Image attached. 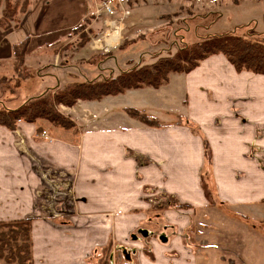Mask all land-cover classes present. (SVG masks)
<instances>
[{
  "label": "crops",
  "instance_id": "crops-1",
  "mask_svg": "<svg viewBox=\"0 0 264 264\" xmlns=\"http://www.w3.org/2000/svg\"><path fill=\"white\" fill-rule=\"evenodd\" d=\"M28 2L25 17L32 6ZM57 3L65 11L64 24L66 12L75 5L54 0ZM27 38L29 51L33 40ZM60 55L61 51L55 53ZM57 67L53 65L52 70L56 72ZM177 75L178 127L167 128L155 117L161 127H149L127 114L111 121L96 120L94 129L78 133L52 126L44 135L46 131L36 132L39 123L20 122L19 136L17 130L0 126V221L32 220L33 264H85L83 259L94 253L93 245L108 244L111 236L127 235L139 220L154 217L170 218V225L178 230V238L167 237L166 243L157 245L158 264H234L232 256L241 262L246 257L252 260V251L234 253L219 244L216 226L224 225L225 236L237 232L246 240L256 237L257 225H264V76L237 72L222 55ZM127 109L134 108H121ZM76 116L71 120L79 124ZM137 160L145 163L138 176ZM57 186L64 195L52 191ZM72 187L81 203L79 228L41 221L52 217L44 209L46 201L54 203L53 213L58 210L57 196L56 200L63 199V207L74 202L69 194ZM151 192L156 193L153 198ZM161 195L180 205L178 212L167 210L164 216ZM107 217L116 219L110 228L103 221ZM193 222L211 226L206 234L215 251L198 254L197 245L180 236L187 235ZM193 232L188 236L194 237ZM134 236L131 239L137 242Z\"/></svg>",
  "mask_w": 264,
  "mask_h": 264
},
{
  "label": "rangeland",
  "instance_id": "rangeland-1",
  "mask_svg": "<svg viewBox=\"0 0 264 264\" xmlns=\"http://www.w3.org/2000/svg\"><path fill=\"white\" fill-rule=\"evenodd\" d=\"M5 1L1 0L0 18L3 14ZM10 1L13 4L16 2V0ZM23 1L20 0L18 3L22 4ZM62 1L69 6L72 3L75 5L73 9H69V13L66 12L64 24H62V15L65 11L60 8L58 3L57 6L54 5V0H30L32 2L30 11L26 15L27 17L20 15L19 19L22 25L18 30L6 31L0 28V111L17 109L24 105L29 97L39 95L46 88L51 89L58 84L62 89L69 85L84 84L88 81L110 79L119 76L122 72L153 64L160 57L175 55L181 43L191 46L206 36L216 37L230 34L264 43V0H121L134 15V19L123 23L119 44L107 53L104 49L92 50L93 42L87 48L79 50L77 47L79 38L73 35V27L80 23L89 25V29L93 34H96L93 40L101 41V47L106 48L108 38L105 39V36L110 32L113 33V28L105 23L110 25L119 21L122 14L118 10L115 15H109L105 10H102L101 0ZM66 17H69L68 21H66ZM29 36L33 41L28 51L25 68L21 73H16L12 48ZM124 41L131 44L125 47L124 51H120V46ZM59 51H61V55L55 57V53ZM53 65L58 66L56 72L52 70ZM51 74L58 77H52ZM177 76L170 79L171 86L169 87L163 86L158 90L152 88L133 90L125 95L114 98L106 97L99 102L89 104L78 102L74 109L65 106L67 109H64L61 105L59 112L70 120L72 116L77 115L74 119L79 124H76V128L72 129L77 133L86 129H94L92 123L96 120L111 121L113 117L125 116L127 113L123 112L121 108L145 110L152 119L154 117L160 119L165 127H178V112L181 108L178 107ZM43 82L45 83L43 84ZM44 85L45 87H43ZM87 117L91 120L89 121ZM129 120L131 122L130 118ZM36 123L40 125L36 132L46 131L44 135L55 127H52V124L46 120H39ZM133 123L142 125L137 121ZM19 125L16 126L17 131L20 130ZM18 135L20 136L21 133L19 132ZM25 148L27 155L29 154L28 156L33 158L32 152H29L30 149L28 150L26 146ZM254 157L257 158V156ZM144 165L143 160H139V162L137 160V169L135 170L137 176L141 175L139 171L144 169ZM39 172L43 173L41 169ZM43 175L41 174L42 177ZM74 187L70 189L69 193L71 199L74 200L70 205L63 207L61 205L63 199L56 200L58 196L55 199L56 203L59 202L55 208L66 215H59L58 210L53 213L54 203L46 201L44 209L49 210L52 217L43 218L41 221L49 222L54 227L79 228L77 212L81 203ZM55 189L57 190L54 191ZM52 191L57 194H65L60 191L59 186ZM150 194V197L153 198L156 193L151 192ZM166 199L164 195L160 196V200H164L161 204L162 208H160L164 209L161 211L164 216L167 210L178 212L180 205L174 201L171 203L172 199L168 196ZM168 219L170 218L159 220L154 217L145 218L144 221L139 220L138 225L127 235L111 236L108 244L99 242L95 246L93 245L91 249L94 253L83 259V262L85 264H145V262L158 264L155 252L157 245L161 244L160 237L164 235L169 239L178 238V230L170 225ZM8 221L12 220L6 219L0 222L7 223ZM103 221L110 228L115 224L116 219L107 217ZM220 224L216 226L219 231L218 236L221 238L219 244L234 249V253L242 252L244 255H248L252 251L251 255L255 256V258L252 257V260L246 257V261L243 262L232 256L234 264H264V225H257L261 232L255 231L256 237L245 240L244 236L237 232L225 236L222 231L224 225ZM209 228L211 226L196 225L193 222L186 232L187 235L181 233L180 236L186 238V242L197 245V249H195L198 254L206 253L207 250L213 252L215 249L211 250L213 244L208 240L206 234ZM143 229L148 230L151 235L147 238L142 237L139 230ZM190 232H193L194 237L188 236ZM132 234L138 237L137 242H133L131 239ZM226 238L230 239L229 243L224 241ZM254 242H257V245H254ZM171 245H168L169 248H172ZM122 247L130 252V261L126 260ZM133 251L136 254H133ZM112 254L114 255L113 262L110 261ZM0 264L6 263L0 261Z\"/></svg>",
  "mask_w": 264,
  "mask_h": 264
},
{
  "label": "trees",
  "instance_id": "trees-1",
  "mask_svg": "<svg viewBox=\"0 0 264 264\" xmlns=\"http://www.w3.org/2000/svg\"><path fill=\"white\" fill-rule=\"evenodd\" d=\"M19 1L16 0L14 4L10 0L5 1L0 18L1 29L6 31L19 29V17L25 14L29 7L28 0H24L22 4H19ZM72 31L73 35L79 38L77 45L79 50L87 48L96 37L89 29V25L84 23ZM28 39L13 48L15 57L13 65L16 73H21L25 68L26 51L30 44ZM130 44L124 41L120 51H124ZM216 55L225 57L237 72L250 71L255 75L264 76V43L230 34L206 36L191 46L181 43L178 52L173 56L160 57L153 64L122 72L114 78L69 85L62 89L58 85L51 89L46 88L41 94L29 97L25 104L17 109L0 111V126L15 131L19 122L36 123L39 120H46L57 128L72 130L76 128V124L59 112L61 105L72 108L79 101L99 102L106 97L114 98L144 88L158 90L168 85L172 75L189 73L203 61ZM125 112L149 127H161L157 120L150 118L144 111L127 109ZM0 261L6 264L34 263L31 219L0 222Z\"/></svg>",
  "mask_w": 264,
  "mask_h": 264
},
{
  "label": "built area",
  "instance_id": "built-area-1",
  "mask_svg": "<svg viewBox=\"0 0 264 264\" xmlns=\"http://www.w3.org/2000/svg\"><path fill=\"white\" fill-rule=\"evenodd\" d=\"M101 6L102 10H105L109 15H115L116 11H120L122 16L119 21L113 22L110 25L105 23L107 26L113 28V33H108L105 36V39H107L108 46L106 48L101 47V41L94 40L95 48L97 49H104V51L107 53L110 49L114 48L115 45L119 44L121 40V32H122V26L123 23L130 20L132 17L131 11H129V8L121 1V0H101ZM111 39H114V42H111ZM109 43L111 46H109Z\"/></svg>",
  "mask_w": 264,
  "mask_h": 264
},
{
  "label": "water",
  "instance_id": "water-1",
  "mask_svg": "<svg viewBox=\"0 0 264 264\" xmlns=\"http://www.w3.org/2000/svg\"><path fill=\"white\" fill-rule=\"evenodd\" d=\"M150 232L148 231V230H139V234L142 236V237H144V238H147V237H149L150 236V234H149ZM134 238H137L138 239V237L135 235L134 236ZM160 240L163 242V243H166L167 242V237L166 236H164V235H162L161 237H160ZM123 252H124V255L126 256V258L127 259H129L130 257H129V254H130V252L129 251H127L126 249H123Z\"/></svg>",
  "mask_w": 264,
  "mask_h": 264
},
{
  "label": "bare ground",
  "instance_id": "bare-ground-1",
  "mask_svg": "<svg viewBox=\"0 0 264 264\" xmlns=\"http://www.w3.org/2000/svg\"><path fill=\"white\" fill-rule=\"evenodd\" d=\"M115 40L114 39H111V42H114ZM109 46H111V44L109 43Z\"/></svg>",
  "mask_w": 264,
  "mask_h": 264
}]
</instances>
